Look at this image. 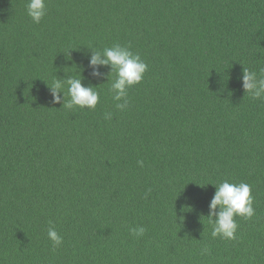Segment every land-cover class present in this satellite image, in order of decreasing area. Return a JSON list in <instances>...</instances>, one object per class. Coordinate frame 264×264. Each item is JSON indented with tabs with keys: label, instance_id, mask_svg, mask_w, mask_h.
Masks as SVG:
<instances>
[{
	"label": "trees",
	"instance_id": "16d2710c",
	"mask_svg": "<svg viewBox=\"0 0 264 264\" xmlns=\"http://www.w3.org/2000/svg\"><path fill=\"white\" fill-rule=\"evenodd\" d=\"M26 3L0 0V264H264V99L240 79L264 69V0H46L39 24ZM115 43L148 65L123 111L88 66ZM79 72L95 109L53 104ZM224 180L253 197L234 240L207 217Z\"/></svg>",
	"mask_w": 264,
	"mask_h": 264
},
{
	"label": "clouds",
	"instance_id": "9594fccd",
	"mask_svg": "<svg viewBox=\"0 0 264 264\" xmlns=\"http://www.w3.org/2000/svg\"><path fill=\"white\" fill-rule=\"evenodd\" d=\"M26 14L32 22L39 24L47 12L46 0H27L25 6ZM88 66L92 68V75L100 77L99 66L110 68L109 73L104 74L107 81L112 73H115V79L112 80L110 91L113 94V100L118 110H125L128 107V89L139 84L148 70V65L138 53H133L129 47L122 46L119 43L111 47H105L102 51L91 49ZM82 76L79 72L78 77L68 76L61 80L55 79L51 86H48L52 96L53 104H60L63 99L62 107L73 109L79 107L94 110L100 100V93L95 86H84ZM242 88L249 94L253 100L264 99V69L258 74L247 68H243ZM67 84V95L70 97L65 101V94L62 91ZM63 93V98L61 97ZM112 113H105V119L110 120ZM143 166V161H138ZM215 187V193L209 203L208 219L212 225L211 236L219 237L224 240L236 239L238 224L235 217L240 216L245 219H251L254 216L253 197L251 195V186L245 182L231 183L224 180ZM206 184V185H208ZM51 225V222H49ZM135 237H142L146 228L135 227L129 230ZM48 239L52 242L53 249L60 247L63 243V237L57 232L54 225L47 229ZM204 251H209L207 247Z\"/></svg>",
	"mask_w": 264,
	"mask_h": 264
}]
</instances>
